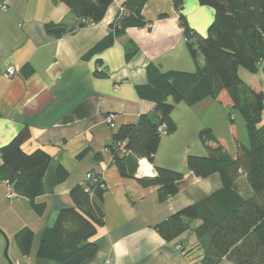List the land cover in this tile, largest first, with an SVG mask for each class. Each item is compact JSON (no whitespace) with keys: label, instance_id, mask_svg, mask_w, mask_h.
I'll return each instance as SVG.
<instances>
[{"label":"crops","instance_id":"0c3cea01","mask_svg":"<svg viewBox=\"0 0 264 264\" xmlns=\"http://www.w3.org/2000/svg\"><path fill=\"white\" fill-rule=\"evenodd\" d=\"M127 1L114 0L101 22L56 37L46 32V24H65L68 29L78 24L64 2L0 0V150L27 126L30 138L22 146L24 151L40 148L51 155L44 194L36 199L47 206L42 216L25 198L9 200V185L0 183V230L7 238L0 233V264H57L38 258L41 235L54 226L62 209L74 206L70 191L85 185L88 173L102 176L106 185L105 223L91 238L98 245L97 254L83 264H199L205 256L209 237H198L201 219H185L190 229L170 241L157 226L223 186L219 174L200 178L188 169V156L207 155L199 139L201 130L215 132L221 123L235 137L231 153L230 139L217 136L232 156L237 143L245 145V139L237 138V117L230 113L231 106L210 98L194 106L182 102L171 114L177 129L162 135L154 162L139 159L152 170L146 177H156V167L183 173L179 192L162 201L157 187L138 183L136 178L142 177L120 175L109 149L115 134L156 110V104L141 99L136 90L148 82V66L153 64L162 72L197 68L173 0H147L142 16L150 24L130 27L113 44L94 52L111 33ZM182 13L192 30L207 36L215 18L213 8L184 0ZM197 61L203 65V56ZM8 67L16 69L14 78L6 76ZM240 76L248 87L264 93L263 65L256 74ZM109 115L114 116V128L106 122ZM60 166L68 172L63 182L57 180ZM24 229L34 233L29 255L18 246L17 234ZM218 264L234 263L224 258Z\"/></svg>","mask_w":264,"mask_h":264},{"label":"trees","instance_id":"16d2710c","mask_svg":"<svg viewBox=\"0 0 264 264\" xmlns=\"http://www.w3.org/2000/svg\"><path fill=\"white\" fill-rule=\"evenodd\" d=\"M64 2L78 24L70 29L65 24H46L48 34L61 37L78 29L101 22L114 0H56ZM147 0H128L124 12L111 25V33L96 48L97 52L113 44L130 27H144L142 6ZM202 6L214 9L215 18L207 36L192 30L182 13L184 0H173L184 29L189 53L197 65L195 72L160 71L148 66V82L136 87L141 99L154 102L153 115L143 114L135 124L122 126L109 149L122 177H135L138 160L154 162L162 135L159 127L167 126V134L176 131L171 118L175 106L185 103L194 106L205 99L227 104L238 111L246 126L248 145L237 143L232 156L224 139L213 130L200 131L199 139L207 150L206 156L190 155L188 169L197 177L219 174L222 188L202 202L187 207L168 221L157 226L166 240H172L190 229L185 219H201L198 237L207 235L209 246L199 264H218L227 258L234 264H264V93L257 92L242 80L240 70L256 74L261 65L264 71V0H198ZM198 52L204 63L199 65ZM132 55H128L130 59ZM30 138L27 126L0 150V183L6 182L15 196L28 200L31 209L42 216L45 203L36 199L44 194L43 179L51 155L43 149L26 152L23 144ZM118 142H126L128 154H121ZM157 176L136 178L144 188L157 187L164 201L179 192L178 184L184 174L156 167ZM93 174V173H91ZM94 175L85 185L70 191L73 207L64 208L52 227L41 235L38 258L57 264H83L98 252L91 241L98 227L105 223L103 177ZM68 172L59 167L57 180L63 182ZM3 236L5 234L0 230ZM18 246L24 255L32 250L34 233L24 229L17 234Z\"/></svg>","mask_w":264,"mask_h":264},{"label":"built area","instance_id":"2783aa9c","mask_svg":"<svg viewBox=\"0 0 264 264\" xmlns=\"http://www.w3.org/2000/svg\"><path fill=\"white\" fill-rule=\"evenodd\" d=\"M3 9L5 10L6 9V6H3ZM123 12H124V8L121 9V13H123ZM98 72H102V69L101 68H98ZM16 75H17V71H16V69L14 67H8L6 69V76L8 78H10V79L11 78H14ZM113 120H114V116L113 115H109V116L106 117V122L112 128L115 127V124H114ZM159 132L161 133V135H166L167 134V126L166 125H162L161 127H159ZM125 145H126V142H118L116 144L117 149L119 150V152H121L122 155L129 153L125 149ZM0 157H1V155H0ZM143 162H145V161L139 160V166H138V170L136 172V176L137 177H146V176H149L150 173L152 172L151 168L148 169V167H147V166H150V165L147 164L146 166H144ZM86 179L93 180L94 179V175L91 174V173H88L86 175ZM14 196L15 195H14L13 191L10 188L9 193H8V199L11 200Z\"/></svg>","mask_w":264,"mask_h":264},{"label":"rangeland","instance_id":"374dc122","mask_svg":"<svg viewBox=\"0 0 264 264\" xmlns=\"http://www.w3.org/2000/svg\"><path fill=\"white\" fill-rule=\"evenodd\" d=\"M198 56H201V54L199 52H198ZM240 73H242V75H245L246 74V76L249 74V72L246 71L245 69H241L240 70ZM230 113H232L233 115H235L237 117V120H236L237 121V124H236V126H237V134H238V137H237V134H236V137L239 138L240 141H242L241 139H242V135H243L244 136V139H245L244 140V143H245V145H248V137H247V132H246V126H245V121H244L242 115L238 111L233 110L232 107L230 109ZM227 122L230 125L229 119H228ZM263 123H264V112H263V118H262L261 125ZM217 125L218 126H216V128H215L216 131L215 132L213 131V133L216 136H223L224 135V136H227V139L228 140L230 139L231 142H229V147L228 148H229V150H231V153H232L233 150H234V144L233 143L235 141V137L233 136L232 133L226 132V130L223 128V126H222L221 123H219ZM231 135H232V137H231Z\"/></svg>","mask_w":264,"mask_h":264},{"label":"water","instance_id":"95a60500","mask_svg":"<svg viewBox=\"0 0 264 264\" xmlns=\"http://www.w3.org/2000/svg\"><path fill=\"white\" fill-rule=\"evenodd\" d=\"M4 237H5V239L7 240L6 236H4Z\"/></svg>","mask_w":264,"mask_h":264}]
</instances>
